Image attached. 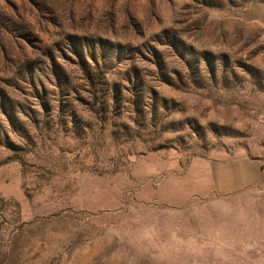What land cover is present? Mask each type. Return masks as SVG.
Here are the masks:
<instances>
[{"label":"rangeland","instance_id":"374dc122","mask_svg":"<svg viewBox=\"0 0 264 264\" xmlns=\"http://www.w3.org/2000/svg\"><path fill=\"white\" fill-rule=\"evenodd\" d=\"M0 264H264V0H0Z\"/></svg>","mask_w":264,"mask_h":264}]
</instances>
